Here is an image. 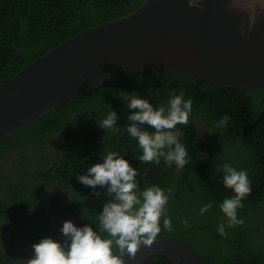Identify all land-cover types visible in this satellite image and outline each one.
I'll return each instance as SVG.
<instances>
[{"label":"trees","instance_id":"16d2710c","mask_svg":"<svg viewBox=\"0 0 264 264\" xmlns=\"http://www.w3.org/2000/svg\"><path fill=\"white\" fill-rule=\"evenodd\" d=\"M142 2L0 0V79L16 74L72 36L135 11ZM172 91L183 93L185 100L192 102L189 123L175 129L188 152V163L180 171L165 170L162 162L154 167L140 161L142 152L126 130L130 123L129 109L124 102L127 93L136 92L154 106H166L168 93ZM263 109L264 87L241 91L162 71L122 72L1 141L0 150L27 145L23 140L28 137L42 142L52 131L58 133L63 160L54 172L78 192L65 207L69 212L80 211L77 226L90 224L97 230L98 214L109 197L99 187L97 191L101 195H95L92 188L78 182V176L86 174L88 167L101 162L102 156L109 152L126 154L125 158L138 170L141 191L156 187L170 193L167 212L172 230H167L161 220L160 234L193 243L209 264H264V240L256 237L258 230H264V224L258 222L264 219ZM111 110L118 114L117 128L104 131L98 122ZM225 115L230 117L227 126L218 127ZM26 158L24 154L19 155L16 161ZM225 163L247 171L251 192L242 201L243 207L237 210L243 223L227 228V235L221 236L217 226L225 218L219 204L235 195L223 184ZM209 202L213 207L201 216L200 208ZM183 221H188L189 227ZM142 264H172V261L159 255Z\"/></svg>","mask_w":264,"mask_h":264},{"label":"water","instance_id":"95a60500","mask_svg":"<svg viewBox=\"0 0 264 264\" xmlns=\"http://www.w3.org/2000/svg\"><path fill=\"white\" fill-rule=\"evenodd\" d=\"M155 71L241 91L264 87V0H199L194 7L143 0L72 36L0 79V142L122 72ZM159 255L172 264H209L193 243L169 234L124 264Z\"/></svg>","mask_w":264,"mask_h":264},{"label":"clouds","instance_id":"9594fccd","mask_svg":"<svg viewBox=\"0 0 264 264\" xmlns=\"http://www.w3.org/2000/svg\"><path fill=\"white\" fill-rule=\"evenodd\" d=\"M198 3L199 0H188L189 7ZM127 94L124 102L130 123L126 130L142 152L138 159L154 167L162 162L165 170L180 171L188 163V152L175 129L189 123L191 100H185L183 93L172 91L168 93L166 106H154L136 92ZM118 119V114L111 110L98 126L104 131L114 130ZM229 120L225 115L217 126L226 127ZM125 155L109 152L102 156L101 162L88 167L86 174L78 176V182L92 188L95 195H101L97 191L99 187L109 197L98 214L99 230L90 224L77 226L66 220L60 227L61 239L45 237L33 244L34 255L27 264H124L125 256L131 260L141 250L147 252L152 248L160 235L161 220L167 230H172L167 212L170 193L156 187L141 191L138 170ZM222 179L224 186L235 194L219 204L225 219L218 224L217 231L226 236L227 228L243 223L237 210L243 207L242 201L250 194L251 185L246 170H237L228 163L223 165ZM212 207L211 202L203 205L200 215ZM183 223L189 227L188 221Z\"/></svg>","mask_w":264,"mask_h":264},{"label":"flooded vegetation","instance_id":"af4514ba","mask_svg":"<svg viewBox=\"0 0 264 264\" xmlns=\"http://www.w3.org/2000/svg\"><path fill=\"white\" fill-rule=\"evenodd\" d=\"M23 141L27 145L0 150V264H27L33 244L45 237L61 239L62 224H76L81 216L65 207L78 192L54 172L63 160L59 134L52 131L42 142L32 137ZM23 154L26 160L17 162ZM258 222L263 225L264 219ZM258 231L256 237L263 241L264 230Z\"/></svg>","mask_w":264,"mask_h":264}]
</instances>
